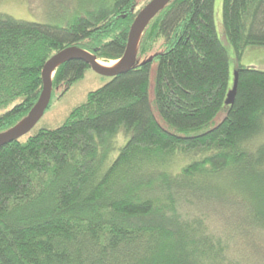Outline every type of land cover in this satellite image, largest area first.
Instances as JSON below:
<instances>
[{
  "label": "trees",
  "instance_id": "16d2710c",
  "mask_svg": "<svg viewBox=\"0 0 264 264\" xmlns=\"http://www.w3.org/2000/svg\"><path fill=\"white\" fill-rule=\"evenodd\" d=\"M140 2L87 0L64 25L0 15V134L33 109L58 52L120 60ZM215 2L173 0L144 30L129 72L62 126L0 148V264H264V71L239 64L226 105L234 77ZM222 8L239 59L264 47V0ZM155 64L168 128L151 107ZM88 68L59 66L52 96ZM121 130L130 138L113 158Z\"/></svg>",
  "mask_w": 264,
  "mask_h": 264
},
{
  "label": "rangeland",
  "instance_id": "374dc122",
  "mask_svg": "<svg viewBox=\"0 0 264 264\" xmlns=\"http://www.w3.org/2000/svg\"><path fill=\"white\" fill-rule=\"evenodd\" d=\"M87 0H0V15L11 16L18 20L39 22V23H56L63 20V25L71 18V14L79 9ZM148 0H141L139 8L146 5ZM223 0L215 2V25L219 38L227 49L230 58L231 78L234 77L236 68L239 64L257 68L264 71V47L250 46L239 59L234 48L226 39V33L223 26ZM107 68H115L120 61L103 62ZM156 77V64L151 71V88L150 99L151 107L161 124L168 128L166 123L160 118L157 108L154 104V86ZM111 77L96 73L91 67L86 69L84 77L71 87V89L63 96L61 92L63 88L57 90L51 99L50 107L46 110L44 116L22 140L26 141L29 137L36 135L44 129H56L64 124L72 111L87 101L88 94L95 91L108 82ZM223 114L220 113L211 127L216 126L222 119ZM210 127V128H211ZM206 130V129H205ZM123 130L113 139L112 152L113 158L119 153V149L129 140L130 137H123Z\"/></svg>",
  "mask_w": 264,
  "mask_h": 264
},
{
  "label": "water",
  "instance_id": "95a60500",
  "mask_svg": "<svg viewBox=\"0 0 264 264\" xmlns=\"http://www.w3.org/2000/svg\"><path fill=\"white\" fill-rule=\"evenodd\" d=\"M172 1L173 0H151L138 12L129 31L125 53L123 57L118 60L120 63L115 68L102 67L99 65V61L101 60L89 52L77 47L66 48L52 56L46 62L42 70L43 90L37 103L20 124H18L15 128L0 134V148L30 133L44 116L52 99L53 74L63 63L70 60H81L88 64L96 73L111 78L129 72L137 63V50L144 30L150 22ZM237 85L238 73L235 72L233 89L228 93V97L225 102L228 106L234 103Z\"/></svg>",
  "mask_w": 264,
  "mask_h": 264
},
{
  "label": "bare ground",
  "instance_id": "6f19581e",
  "mask_svg": "<svg viewBox=\"0 0 264 264\" xmlns=\"http://www.w3.org/2000/svg\"><path fill=\"white\" fill-rule=\"evenodd\" d=\"M104 63H105V62H104ZM99 65H101L102 67L107 68L105 65H103V64L101 63V61H99Z\"/></svg>",
  "mask_w": 264,
  "mask_h": 264
}]
</instances>
